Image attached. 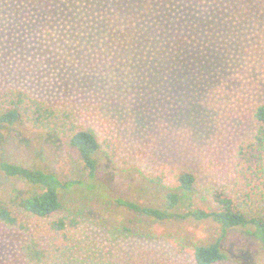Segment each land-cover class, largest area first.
I'll return each instance as SVG.
<instances>
[{
    "label": "rangeland",
    "instance_id": "1",
    "mask_svg": "<svg viewBox=\"0 0 264 264\" xmlns=\"http://www.w3.org/2000/svg\"><path fill=\"white\" fill-rule=\"evenodd\" d=\"M49 4L0 0V90L21 89L50 104L97 105L101 123L122 143L117 156L103 157L98 180L118 196L152 198V189L142 190L146 176L168 179L182 170L196 177L191 203L214 209L212 195L232 182L235 147L250 138L252 113L264 104L263 0H163L168 16L138 54L110 41L117 0ZM87 130L100 142L105 137L97 122ZM0 160L63 180L85 175L67 141L21 125L0 127ZM24 189L0 173V198ZM64 203L80 211L104 246L122 226L146 235L120 236L124 264H195L193 247L219 235L210 221L156 222L88 194L73 193ZM259 210L264 216V206ZM18 240L0 225V264L14 256ZM222 249L228 259L218 264H264V245L243 229L228 231Z\"/></svg>",
    "mask_w": 264,
    "mask_h": 264
},
{
    "label": "trees",
    "instance_id": "2",
    "mask_svg": "<svg viewBox=\"0 0 264 264\" xmlns=\"http://www.w3.org/2000/svg\"><path fill=\"white\" fill-rule=\"evenodd\" d=\"M23 1L50 7L49 0ZM162 2L117 0V21L110 34L111 43L132 54L144 52L156 35V26L168 16ZM168 18V23L174 19ZM175 29L172 27L166 32ZM144 30L148 31L147 35ZM100 114L99 107L88 102L78 108L71 103L50 104L21 89L0 90V127L21 125L44 138L67 141L78 153L85 173L82 179L63 180L43 168H26L0 160V173L25 185L23 191L12 190L0 198V225L19 237L16 253L2 264H124L120 258V236L127 233L145 239L146 235L122 226L118 231L109 232L112 236L109 246L102 245L90 233L89 222L86 223L80 211L65 207V200L73 193L109 199L137 217L156 222L191 220L216 224L219 235L215 241L193 247L195 264L226 261L228 254L222 244L228 231L233 229L245 230L264 245V216L259 210L264 206V104L255 107L252 134L240 141L233 153L232 182L212 195L214 209L211 210L191 203L188 196L196 183L191 172L176 170L168 179L165 175L146 176L142 190L146 194L152 189L154 193L152 198L143 201H140L142 195L132 200L118 196L106 183L100 182L97 174L103 157L114 158L122 146L120 138L101 123ZM94 122L105 134L102 142L95 131L87 130ZM184 198L188 199L185 207L182 206ZM133 223L130 220L129 224Z\"/></svg>",
    "mask_w": 264,
    "mask_h": 264
}]
</instances>
